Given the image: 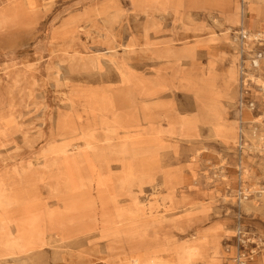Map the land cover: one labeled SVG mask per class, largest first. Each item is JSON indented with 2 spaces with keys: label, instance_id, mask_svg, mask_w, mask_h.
<instances>
[{
  "label": "rangeland",
  "instance_id": "374dc122",
  "mask_svg": "<svg viewBox=\"0 0 264 264\" xmlns=\"http://www.w3.org/2000/svg\"><path fill=\"white\" fill-rule=\"evenodd\" d=\"M239 250L264 264V0H0V264Z\"/></svg>",
  "mask_w": 264,
  "mask_h": 264
},
{
  "label": "built area",
  "instance_id": "2783aa9c",
  "mask_svg": "<svg viewBox=\"0 0 264 264\" xmlns=\"http://www.w3.org/2000/svg\"><path fill=\"white\" fill-rule=\"evenodd\" d=\"M235 264H248L247 253L245 250H239L235 255Z\"/></svg>",
  "mask_w": 264,
  "mask_h": 264
},
{
  "label": "bare ground",
  "instance_id": "6f19581e",
  "mask_svg": "<svg viewBox=\"0 0 264 264\" xmlns=\"http://www.w3.org/2000/svg\"><path fill=\"white\" fill-rule=\"evenodd\" d=\"M27 1V0H26ZM31 2H34V1H31ZM33 5V4H32ZM256 65H258V61H256ZM121 67V66H120ZM122 68V67H121ZM97 186H98V184H97ZM151 202H152V200H151ZM151 202H149V203H151ZM157 203V205L159 204V202H156ZM146 205H148V203L146 204ZM145 206V205H144ZM149 206V205H148ZM147 207V206H146ZM151 207V206H150ZM147 208H149V207H147ZM3 210V209H2ZM15 229V228H14ZM16 230V229H15ZM239 231V230H238ZM131 262V261H130ZM159 263H161V262H159ZM185 263V262H184ZM181 264V263H180Z\"/></svg>",
  "mask_w": 264,
  "mask_h": 264
}]
</instances>
